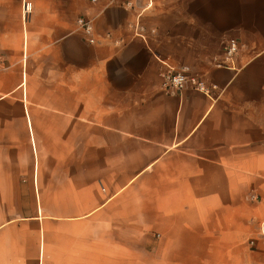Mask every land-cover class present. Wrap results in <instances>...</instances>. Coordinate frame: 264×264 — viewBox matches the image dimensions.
<instances>
[{"label": "crops", "instance_id": "crops-1", "mask_svg": "<svg viewBox=\"0 0 264 264\" xmlns=\"http://www.w3.org/2000/svg\"><path fill=\"white\" fill-rule=\"evenodd\" d=\"M29 1L0 0V264H264V0Z\"/></svg>", "mask_w": 264, "mask_h": 264}, {"label": "built area", "instance_id": "built-area-1", "mask_svg": "<svg viewBox=\"0 0 264 264\" xmlns=\"http://www.w3.org/2000/svg\"><path fill=\"white\" fill-rule=\"evenodd\" d=\"M32 10V3L29 0H24L23 13L27 17ZM78 23L84 32L87 34L89 41L95 40L92 34V25L90 20L85 17H79ZM238 41L231 37L227 40L223 50V57L216 58L215 63L219 66H231L233 64L234 56L238 52ZM5 67L3 60L0 58V69ZM163 86L170 92H180L185 87H191L205 93H210L212 87H216L215 84L209 85L204 78L198 74L192 73L187 66L173 67L168 66L167 69L162 73ZM261 234L264 236V228L261 229Z\"/></svg>", "mask_w": 264, "mask_h": 264}]
</instances>
